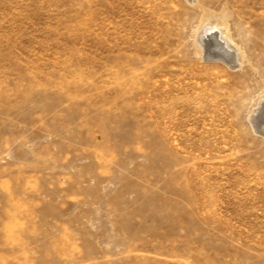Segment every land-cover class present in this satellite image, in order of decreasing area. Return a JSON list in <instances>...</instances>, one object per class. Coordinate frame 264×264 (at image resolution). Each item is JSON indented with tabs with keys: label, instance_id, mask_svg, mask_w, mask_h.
<instances>
[{
	"label": "rangeland",
	"instance_id": "rangeland-1",
	"mask_svg": "<svg viewBox=\"0 0 264 264\" xmlns=\"http://www.w3.org/2000/svg\"><path fill=\"white\" fill-rule=\"evenodd\" d=\"M263 99L264 0H0V264H264Z\"/></svg>",
	"mask_w": 264,
	"mask_h": 264
},
{
	"label": "bare ground",
	"instance_id": "bare-ground-1",
	"mask_svg": "<svg viewBox=\"0 0 264 264\" xmlns=\"http://www.w3.org/2000/svg\"><path fill=\"white\" fill-rule=\"evenodd\" d=\"M189 2L199 5V0ZM228 18L225 11L217 14L205 10L198 26L196 46L198 54L206 62L220 61L231 69H238L244 62V54L230 36ZM253 116V128L264 136V99Z\"/></svg>",
	"mask_w": 264,
	"mask_h": 264
}]
</instances>
